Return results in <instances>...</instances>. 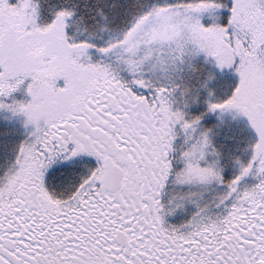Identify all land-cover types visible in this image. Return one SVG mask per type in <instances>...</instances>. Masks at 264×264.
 Wrapping results in <instances>:
<instances>
[{"label":"snow or ice","instance_id":"obj_1","mask_svg":"<svg viewBox=\"0 0 264 264\" xmlns=\"http://www.w3.org/2000/svg\"><path fill=\"white\" fill-rule=\"evenodd\" d=\"M0 264H264V0H0Z\"/></svg>","mask_w":264,"mask_h":264}]
</instances>
